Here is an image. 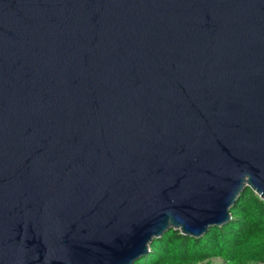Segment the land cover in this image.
Segmentation results:
<instances>
[{"label":"water","instance_id":"1","mask_svg":"<svg viewBox=\"0 0 264 264\" xmlns=\"http://www.w3.org/2000/svg\"><path fill=\"white\" fill-rule=\"evenodd\" d=\"M247 187L264 0H0V264H133Z\"/></svg>","mask_w":264,"mask_h":264},{"label":"trees","instance_id":"2","mask_svg":"<svg viewBox=\"0 0 264 264\" xmlns=\"http://www.w3.org/2000/svg\"><path fill=\"white\" fill-rule=\"evenodd\" d=\"M231 218L199 237L170 228L154 238L150 251L133 264H200L220 258L224 264L264 262V200L249 187L230 209Z\"/></svg>","mask_w":264,"mask_h":264},{"label":"rangeland","instance_id":"3","mask_svg":"<svg viewBox=\"0 0 264 264\" xmlns=\"http://www.w3.org/2000/svg\"><path fill=\"white\" fill-rule=\"evenodd\" d=\"M200 264H224L223 260L220 258H212L209 260V262H204Z\"/></svg>","mask_w":264,"mask_h":264}]
</instances>
